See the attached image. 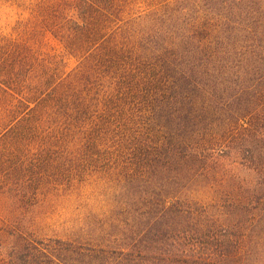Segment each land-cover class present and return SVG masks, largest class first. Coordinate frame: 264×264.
Masks as SVG:
<instances>
[{"label":"trees","instance_id":"obj_1","mask_svg":"<svg viewBox=\"0 0 264 264\" xmlns=\"http://www.w3.org/2000/svg\"><path fill=\"white\" fill-rule=\"evenodd\" d=\"M137 1H17L24 17L0 32V148L38 150L32 171L62 167L73 178L85 152L111 149L125 160L118 180L145 187L134 201L145 206V232L83 246L21 231L6 264L259 263L253 205L264 183L224 181L228 201L217 192L202 203L170 192L179 183L159 174L164 151L181 159L168 143L199 141L205 117L220 110L205 87L223 81L236 87L225 108L243 122L238 153L264 160V0H172L133 16ZM48 35L63 54L42 50ZM165 117L163 139L155 124Z\"/></svg>","mask_w":264,"mask_h":264},{"label":"rangeland","instance_id":"obj_2","mask_svg":"<svg viewBox=\"0 0 264 264\" xmlns=\"http://www.w3.org/2000/svg\"><path fill=\"white\" fill-rule=\"evenodd\" d=\"M17 1L20 0H0V32H10L13 23L24 17L20 14ZM170 1L138 0L131 14L136 16L146 13L152 7ZM41 48L47 53L63 54L60 43L50 35L44 39ZM65 58L70 68L75 65L73 59ZM231 85L223 81L217 87H205L212 94L207 100L209 106L215 111L220 106V110L205 117L206 126L199 130L198 142L179 148H173L168 143L167 153L181 158L174 162L170 155L163 152L165 157L159 175L164 180L172 179L179 183L170 187V192L177 194L183 190V194L202 203L208 201V196L219 192L226 202V188L219 189L224 181L264 183V160L257 156L252 159L250 153L237 151L242 135L240 125L243 122L236 125V114L225 108L229 93L236 90ZM161 121L156 122L155 129L159 137L165 139L171 132L167 126L161 127V124L164 122L166 125V121L170 120L165 117ZM111 152L106 147L85 152L83 162L76 166L83 173L73 178L68 172L62 171V167L54 168L46 175L42 169L41 172L32 171L43 162L38 150L0 148V264L8 262L21 231L27 233V239L33 242H49L58 238L83 246L96 245L97 237L102 234L114 235L116 239L121 231L126 235H132V232L141 235L145 232L147 220L141 222L139 215L145 206L142 203L135 205L134 202L145 187L130 186L128 174L126 180H118L116 171L125 160L120 162L113 159L110 157ZM47 161L51 163L53 157ZM18 167L31 172V175L16 170ZM13 171L17 174L11 176ZM253 209L254 217L260 221L256 229L255 253L258 264H264V190L256 195ZM134 217H137V222Z\"/></svg>","mask_w":264,"mask_h":264}]
</instances>
